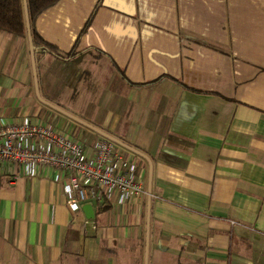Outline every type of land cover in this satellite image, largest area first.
<instances>
[{
	"label": "crops",
	"instance_id": "crops-1",
	"mask_svg": "<svg viewBox=\"0 0 264 264\" xmlns=\"http://www.w3.org/2000/svg\"><path fill=\"white\" fill-rule=\"evenodd\" d=\"M35 29L75 55L35 50V87L27 38L0 32V118L89 150L108 138L79 140L34 95L81 98L151 196L73 212L64 173L6 165L0 264H264V0H59Z\"/></svg>",
	"mask_w": 264,
	"mask_h": 264
},
{
	"label": "built area",
	"instance_id": "built-area-1",
	"mask_svg": "<svg viewBox=\"0 0 264 264\" xmlns=\"http://www.w3.org/2000/svg\"><path fill=\"white\" fill-rule=\"evenodd\" d=\"M6 165L23 175H32L38 168L64 173L66 203L73 212L113 191L119 202L140 194L151 196L137 175V165L113 141L99 139L87 150L56 124L31 117L0 118V168Z\"/></svg>",
	"mask_w": 264,
	"mask_h": 264
},
{
	"label": "trees",
	"instance_id": "trees-1",
	"mask_svg": "<svg viewBox=\"0 0 264 264\" xmlns=\"http://www.w3.org/2000/svg\"><path fill=\"white\" fill-rule=\"evenodd\" d=\"M58 1L59 0H25V18L23 15L22 0H0V32H6L27 38L29 30L30 43L33 52L38 50L41 53H50L56 58L64 61L71 59L75 55L74 48L68 52H63L55 45L45 41L35 29V20L37 16ZM98 3L94 10L98 6ZM94 10L85 22L80 34H83L87 30L94 14Z\"/></svg>",
	"mask_w": 264,
	"mask_h": 264
},
{
	"label": "rangeland",
	"instance_id": "rangeland-1",
	"mask_svg": "<svg viewBox=\"0 0 264 264\" xmlns=\"http://www.w3.org/2000/svg\"><path fill=\"white\" fill-rule=\"evenodd\" d=\"M23 1V15L26 18V9H25V0ZM35 71L32 67L33 79L34 74L37 78L36 66H34ZM35 72V73H34ZM38 82V80H36ZM35 80H33V84ZM38 85V83H37ZM36 87V86H35ZM36 89V88H35ZM34 92H36L34 90ZM37 93V92H36ZM41 102H48L49 104H45L44 107L51 111V115L58 116L60 119V123H66L68 128H73L75 132H77V136L79 140H82L87 135L93 134L94 136H99L101 132H105V129L102 127V117L100 114L93 108V105H86L79 98L78 101L75 102H64L66 97H61L63 103H50L48 99L43 98L42 96L34 95ZM100 118L102 120H100ZM61 127V126H60ZM66 128V127H65Z\"/></svg>",
	"mask_w": 264,
	"mask_h": 264
},
{
	"label": "water",
	"instance_id": "water-1",
	"mask_svg": "<svg viewBox=\"0 0 264 264\" xmlns=\"http://www.w3.org/2000/svg\"><path fill=\"white\" fill-rule=\"evenodd\" d=\"M27 34H28L27 35V40H28V44H29V48H30V55H31V59H32V66H33V70L35 71V69H34V65H35L34 64V52H33V48H32L31 43H30L29 30H28V33ZM34 80H35V86L37 87V81H36L37 78H36V75L35 74H34ZM37 95L39 97L38 90H37ZM45 103L46 104H49L48 102H45ZM100 134L104 135L106 138H108L109 140L113 141L116 144H119L121 146L128 147L127 145H124L121 141H119L118 139H116V138H114V137H112V136H110V135H108V134H106L104 132H101ZM148 192L150 193V191H148ZM82 208L85 211L86 216L91 217V215H89V212H90V214L93 212L91 204H89V203L84 204L82 206Z\"/></svg>",
	"mask_w": 264,
	"mask_h": 264
}]
</instances>
